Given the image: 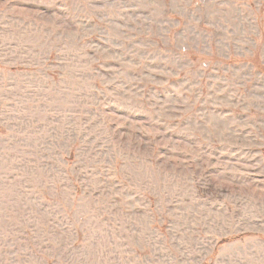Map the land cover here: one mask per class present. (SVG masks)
<instances>
[{
    "label": "rangeland",
    "instance_id": "obj_1",
    "mask_svg": "<svg viewBox=\"0 0 264 264\" xmlns=\"http://www.w3.org/2000/svg\"><path fill=\"white\" fill-rule=\"evenodd\" d=\"M0 264H264V0H0Z\"/></svg>",
    "mask_w": 264,
    "mask_h": 264
},
{
    "label": "trees",
    "instance_id": "obj_2",
    "mask_svg": "<svg viewBox=\"0 0 264 264\" xmlns=\"http://www.w3.org/2000/svg\"><path fill=\"white\" fill-rule=\"evenodd\" d=\"M12 71H17V70H24L22 68H15V69H11Z\"/></svg>",
    "mask_w": 264,
    "mask_h": 264
}]
</instances>
